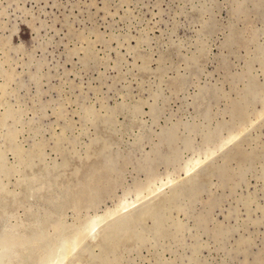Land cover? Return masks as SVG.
Segmentation results:
<instances>
[{"label": "rangeland", "instance_id": "obj_1", "mask_svg": "<svg viewBox=\"0 0 264 264\" xmlns=\"http://www.w3.org/2000/svg\"><path fill=\"white\" fill-rule=\"evenodd\" d=\"M0 264H264V0H0Z\"/></svg>", "mask_w": 264, "mask_h": 264}, {"label": "bare ground", "instance_id": "obj_2", "mask_svg": "<svg viewBox=\"0 0 264 264\" xmlns=\"http://www.w3.org/2000/svg\"><path fill=\"white\" fill-rule=\"evenodd\" d=\"M2 72H3V71H2ZM3 83H4V82H3ZM58 108H59V107H58ZM233 138H234V137H233ZM234 139H235V138H234ZM234 139H233V140H234ZM226 141H227V140H226ZM226 141H225V142H226ZM230 141H231V140H230ZM225 142H224V145H227V144H225ZM228 142H229V141H228ZM228 142H227V143H228ZM228 144H229V143H228ZM222 145H223V144H222ZM224 145H223V146H224ZM221 147H222V146H221ZM14 152H15V151H14ZM195 160L197 161L196 158H195ZM203 160H204V159H203ZM192 162H193V161H192ZM199 162L202 163V160L199 161ZM196 163H197V162H196ZM196 163H194V164H196ZM199 164H200V163H199ZM200 165H201V164H200ZM195 166H197V165H195ZM192 167H193V166H192ZM199 167H200V166H199ZM193 168H195V167H193ZM189 169L191 170V168H189ZM198 169H199V168H198ZM198 169L196 168V170H198ZM186 170H187V169H186ZM192 170H193V169H192ZM193 171H195V169H194ZM186 172H187V171H186ZM189 172L191 173V171H189ZM187 174H188V172H187ZM187 177H188V176H187ZM187 177H186V178H187ZM172 179H173V178H172ZM170 180H171V179H170ZM170 180H168V178H167L166 181H168V182H166V181H165V182H166V183H170V182H169ZM165 182H164V183H165ZM161 183H162V182H161ZM164 183H163V185H164V187H165V184H164ZM171 183H172V180H171ZM173 184H174V180H173L172 185H173ZM159 186L163 187L162 184L159 185ZM166 186H167V184H166ZM161 187H160V188H161ZM156 189H157V188H156ZM157 190L159 191V189H157ZM157 190H154V191L157 192ZM152 193H153V192H152ZM145 196H146V195H145ZM148 196H149V195H148ZM148 196H147V197H148ZM143 197H144V196H143ZM143 197H142V198H143ZM138 198H141V196H140V197L138 196ZM134 200H135L136 203L138 202L137 199H134ZM140 200H141V199H140ZM131 201H132V200H131ZM141 201H144V200H141ZM169 201H170V200H169ZM122 202H123V201H122ZM127 202H129V201H127ZM133 202H134V201H133ZM123 203H124V202H123ZM136 203H133V205L136 204ZM140 203H141V202H140ZM214 203H215V202H214ZM125 204H126V201H125ZM131 204H132V203H131ZM131 204H129L127 207H129ZM138 204H139V202H138ZM122 205L124 206V204H122ZM209 205H211V204H209ZM119 207H120V206H119ZM130 207H133V206H130ZM121 208H122V207H120V209H121ZM123 208H124V207H123ZM117 209H118V208H117ZM120 209H118V210H120ZM125 209L127 210V208H125ZM115 210H116V209H115ZM118 210H117L116 212H118ZM126 210H124V211H126ZM129 210H130V209H129ZM113 211H114V210H113ZM113 211H112V213H113ZM114 212H115V211H114ZM110 213H111V211H110ZM110 213H109V214H110ZM119 213H120V212H119ZM109 214H108V215H109ZM125 214H127V213H125ZM114 215H116V214H114ZM114 215H113V217H116V216H114ZM119 215H120V214H119ZM106 216H107V215H106ZM125 216H126V215H125ZM96 217H98V221H100V220H99V217H100V216H96ZM96 217H95V218H96ZM111 217H112V215H111ZM93 218H94V217H93ZM101 218H102V216H101ZM105 218H107V217H105ZM119 218H121V217L119 216ZM107 219H108V218H107ZM107 219H101V220H103V221H102L101 223L99 222V225L102 224V223L104 222V220L106 221ZM109 219H110V217H109ZM115 219H116V218H115ZM117 219H118V218H117ZM96 220H97V219H96ZM96 220H95V221H96ZM92 221H94V220H92ZM98 221H97V222H98ZM161 221H162V220H161ZM91 223H92V224H91ZM91 223L89 224V226L91 225L90 227L92 228V230H94L92 225L95 224V223H94V222H91ZM55 225H56V224H55ZM96 225H97V223H96ZM96 225H94V226H96ZM99 225H98V226H99ZM102 226H103V225H102ZM59 227H60V226H59ZM91 228L89 229V231H91ZM94 228H97V227H94ZM87 229H88V228H87ZM82 235H83V234H82ZM92 241H93V240H92ZM96 241H97V239H96ZM99 242H100V241H99ZM17 248H18V247H17ZM48 255H49V254H48ZM50 257H51V256H50ZM47 262H48V261H47Z\"/></svg>", "mask_w": 264, "mask_h": 264}]
</instances>
